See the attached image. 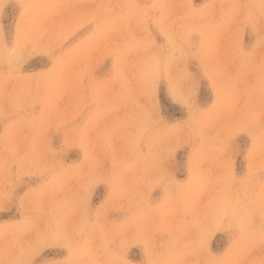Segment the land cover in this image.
Segmentation results:
<instances>
[{
    "label": "rangeland",
    "instance_id": "obj_1",
    "mask_svg": "<svg viewBox=\"0 0 264 264\" xmlns=\"http://www.w3.org/2000/svg\"><path fill=\"white\" fill-rule=\"evenodd\" d=\"M0 264H264V0H0Z\"/></svg>",
    "mask_w": 264,
    "mask_h": 264
},
{
    "label": "bare ground",
    "instance_id": "obj_2",
    "mask_svg": "<svg viewBox=\"0 0 264 264\" xmlns=\"http://www.w3.org/2000/svg\"><path fill=\"white\" fill-rule=\"evenodd\" d=\"M142 174V173H141Z\"/></svg>",
    "mask_w": 264,
    "mask_h": 264
}]
</instances>
